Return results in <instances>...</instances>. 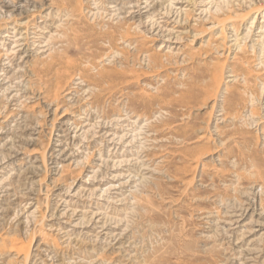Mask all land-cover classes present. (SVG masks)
Listing matches in <instances>:
<instances>
[{
  "label": "rangeland",
  "instance_id": "374dc122",
  "mask_svg": "<svg viewBox=\"0 0 264 264\" xmlns=\"http://www.w3.org/2000/svg\"><path fill=\"white\" fill-rule=\"evenodd\" d=\"M0 264H264V0H0Z\"/></svg>",
  "mask_w": 264,
  "mask_h": 264
}]
</instances>
